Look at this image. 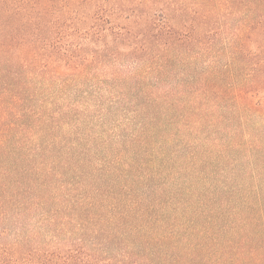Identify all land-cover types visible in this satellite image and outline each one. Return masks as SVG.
<instances>
[{"label":"trees","instance_id":"obj_1","mask_svg":"<svg viewBox=\"0 0 264 264\" xmlns=\"http://www.w3.org/2000/svg\"><path fill=\"white\" fill-rule=\"evenodd\" d=\"M0 264H264V0H0Z\"/></svg>","mask_w":264,"mask_h":264}]
</instances>
